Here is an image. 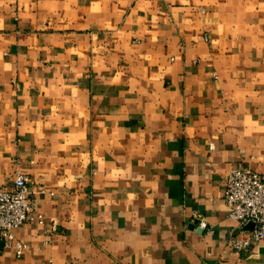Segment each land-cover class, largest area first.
<instances>
[{
    "label": "crops",
    "instance_id": "0c3cea01",
    "mask_svg": "<svg viewBox=\"0 0 264 264\" xmlns=\"http://www.w3.org/2000/svg\"><path fill=\"white\" fill-rule=\"evenodd\" d=\"M16 158L45 221L0 264H264L224 199L264 173V0H0V187Z\"/></svg>",
    "mask_w": 264,
    "mask_h": 264
},
{
    "label": "built area",
    "instance_id": "2783aa9c",
    "mask_svg": "<svg viewBox=\"0 0 264 264\" xmlns=\"http://www.w3.org/2000/svg\"><path fill=\"white\" fill-rule=\"evenodd\" d=\"M11 184L0 187V241L7 245L14 240L13 230L26 222L43 223L44 215L36 209L35 200L28 185L27 175L18 167ZM224 199L229 208V216L236 222V229L228 236V243L236 251L248 250L252 245L264 240V173L246 165L233 166L225 178ZM195 220L204 226L205 220L194 213ZM253 223L251 230L245 225ZM51 229L55 230L53 224ZM26 244L15 241V252L21 255Z\"/></svg>",
    "mask_w": 264,
    "mask_h": 264
},
{
    "label": "water",
    "instance_id": "95a60500",
    "mask_svg": "<svg viewBox=\"0 0 264 264\" xmlns=\"http://www.w3.org/2000/svg\"><path fill=\"white\" fill-rule=\"evenodd\" d=\"M194 225V224H193ZM245 229H247V230H251L252 228H253V223L251 222V223H248L247 225H245V227H244ZM200 229V228H199Z\"/></svg>",
    "mask_w": 264,
    "mask_h": 264
}]
</instances>
